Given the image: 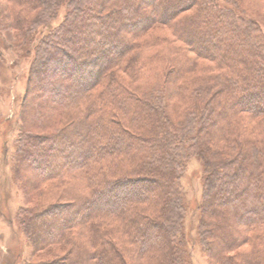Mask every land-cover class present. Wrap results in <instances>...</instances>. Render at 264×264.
<instances>
[{
	"label": "trees",
	"instance_id": "1",
	"mask_svg": "<svg viewBox=\"0 0 264 264\" xmlns=\"http://www.w3.org/2000/svg\"><path fill=\"white\" fill-rule=\"evenodd\" d=\"M18 1L32 11L52 8L49 0ZM69 4L72 9L61 26L69 35L56 39L43 29L47 44L33 65L34 81L44 85L47 110L39 121L29 114V128L18 137L19 160L27 161L37 178L28 185L81 176L85 189L83 195H71L76 202L53 203L34 216L41 227L59 226L57 234L49 230V236L39 238V247L71 245L65 259L44 264H128L127 258L143 264L152 252L159 253L158 264H182L177 230L184 207L173 180L161 178L179 170L185 154L183 137L172 132L173 117L196 116L195 101L201 103L206 95L211 98L203 103V138L194 136L189 144L193 150L213 149L219 157L206 178L203 232L207 239L223 228L216 237L223 246L211 248L218 262L228 258L227 264L233 258L225 257L224 250L264 240V231L252 235L253 228L264 225V47L249 37L255 23L235 10L226 14L213 0ZM157 24L173 29L175 38L166 39L170 55H156L159 60L149 69L156 82L149 83L145 69L153 59L136 51L142 47L139 39ZM83 35L88 40L82 47ZM197 59L209 64L201 66L204 73L189 78L200 64ZM39 67L46 75L40 76ZM175 98H183L182 104L175 110L177 103H172L169 109ZM71 109L74 117L56 133L30 132L53 111ZM75 203L84 212L65 223L57 212L73 209ZM210 215L217 225L212 231ZM84 232L90 234L91 247L78 239Z\"/></svg>",
	"mask_w": 264,
	"mask_h": 264
},
{
	"label": "rangeland",
	"instance_id": "2",
	"mask_svg": "<svg viewBox=\"0 0 264 264\" xmlns=\"http://www.w3.org/2000/svg\"><path fill=\"white\" fill-rule=\"evenodd\" d=\"M48 2H52V8L50 11L44 12L28 10L25 8L26 6L20 5L18 0H0V264H44L65 259L71 249V245L68 243L51 242L45 248L39 247V238L49 236V230L52 234H57L59 226L41 227L40 222H37L34 216L44 210L47 205L70 200L76 202L71 195L74 193L83 195L85 193V189L82 188L81 176L60 181H41L28 185L29 181L35 182L36 175L30 170V164L27 161L19 160L20 156L17 153L18 137L23 129L29 128L30 125L29 114L39 121L44 103L48 100L47 97L42 99L43 91L41 89L44 85H37L33 75V65L35 62H40L39 59L41 60L43 56L41 49L47 44L41 35V31L45 29L49 33V37L56 35V39L66 34L67 32L61 26L73 6L69 4V0H49ZM213 3L226 14L235 10L237 14L243 15L255 23L252 26L254 30L250 32L249 37L264 47V0H213ZM161 16L165 17L164 15ZM75 33L77 35V32L70 34ZM67 34L69 35V33ZM115 37L118 36L115 34ZM119 37L122 38L121 35ZM174 38L173 29H166L157 24L139 39L142 41V47L136 53L139 55L142 53L140 55L142 58L147 57L146 59H148L150 57V60L153 59L145 70L153 69V63L159 60L160 56H156L159 53L171 54L166 39ZM209 38V35L203 37L198 46L199 51L204 50V44ZM80 39L79 44L83 47L88 37L83 35ZM191 56L194 57L193 54ZM196 61L200 64L187 75L189 78L204 73L201 66L209 64L202 59ZM66 70L71 72L68 68ZM39 71L42 72L40 76L46 75L44 68L39 67ZM213 72L215 73L216 70L214 69L211 73ZM148 73L146 74L148 82L153 81L155 83L156 79L152 78L153 71L149 70ZM71 77L77 81L76 74H71ZM210 98L207 95L200 98L202 104L199 103V100L195 101L194 106L197 105L198 107L196 116L191 112L189 114L182 113L184 117L182 121L179 120L182 116L177 118L172 116L175 119L172 122V132H176L180 138L183 137L181 139L185 154L184 157H180L181 167L179 170L165 174L164 178H161L169 183L173 180L184 207V213L180 216V224L177 230L179 238L178 258L183 261L182 264H227L226 259H228L222 258L218 262L213 256L211 246H221V240H218V236H221L220 234L224 231L220 227L218 230L216 229L217 225L215 226L211 215L209 217L210 231L216 229V232L215 237L208 235L210 247L203 232L205 228L204 218L206 220L207 217L203 213L207 190L206 178L213 165L219 161V157L211 152L213 149L203 148L202 150L194 147L193 150V146L189 145L193 142L192 137L203 138L204 132L201 129L206 126L203 118L206 110H204L205 105L203 106V103L209 101ZM182 102L183 98L171 99L169 109H172L173 105L177 103L175 107L177 110L180 107L178 104L180 105ZM158 103L160 110V108L162 109V102ZM45 110L47 109L44 108ZM175 110L171 111L174 112V115ZM220 110L221 108L217 109L216 115L219 114ZM73 117L72 109L59 113L53 111L49 120L46 119L44 124L36 122L30 132L33 131L32 135L34 133L37 135L54 134ZM191 121H193L192 124ZM161 130L159 129L160 132ZM190 138L191 141L187 142ZM73 207L68 211L62 208L57 212V214H63L65 223L77 218L80 212H84V209L77 203ZM187 213L190 214L187 219H184ZM262 226L253 228L252 235L255 236L260 231H264L260 229L264 228V225ZM89 236L84 232L78 239H80V243L91 247ZM158 254L149 253L144 258L143 264H158L157 261L160 257ZM224 254L225 257L233 258L230 264H264V240L253 243L245 242L238 247L236 246L235 249L224 250ZM127 260L128 264H142L141 262H133L130 258Z\"/></svg>",
	"mask_w": 264,
	"mask_h": 264
}]
</instances>
